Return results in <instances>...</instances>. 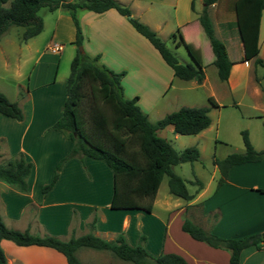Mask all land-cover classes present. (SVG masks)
I'll return each instance as SVG.
<instances>
[{"label": "crops", "instance_id": "0c3cea01", "mask_svg": "<svg viewBox=\"0 0 264 264\" xmlns=\"http://www.w3.org/2000/svg\"><path fill=\"white\" fill-rule=\"evenodd\" d=\"M118 1L128 2V0ZM159 2L173 6L175 17L173 31L178 29L188 54L193 55L200 63L203 46L200 40L196 43L190 41L186 30L190 26L198 29L200 24L196 16L203 5L202 0L198 3V7L193 2V8L190 7L191 0H159ZM214 5V3L210 4L207 9L213 6L211 8L213 12ZM78 8L82 9V7ZM88 11L91 10H82L79 19L81 17L89 22V24L86 23L88 33L92 26L96 37L95 42L100 45L108 43L111 46V50L115 53L113 60L116 59V62H119L117 59H133V56L140 55L137 51L140 48L138 44H142L149 53V44H145L144 40L132 32L130 24H127L128 22L125 24L121 14L115 9L108 8L102 12ZM75 15H77L76 10ZM56 16L59 19L61 12H58ZM229 19L230 15L226 11L223 14L220 13L218 20H215V24L220 29L218 31L222 34L229 35L231 32L236 34L235 29L228 23ZM121 24L125 32L130 35L131 43L128 38V41L124 39L123 34L121 39L116 32ZM151 27L156 31L161 26L159 21H155L151 23ZM51 36L55 37L54 31L51 32ZM236 37L235 46H239L240 49L236 59L229 56V50L225 45L231 65L227 78L223 82L229 91L238 87L243 89L245 82L242 81V70L249 65V61L253 63V58H242V43L237 34ZM178 38L176 35L173 40L175 44ZM81 40L88 42L89 35L86 40L85 38ZM56 45L57 48L54 47ZM48 46L47 42L43 43V47ZM60 46V43L50 46L51 53L44 52L42 49L37 51L35 63L38 65L42 57L44 59L55 57ZM99 48L93 45L89 47L86 43L84 52L90 56L99 52V59L103 60L101 59L103 53ZM99 59L96 60L97 63L100 62ZM33 69L34 65L27 77L29 87L24 90V95L18 98V101L21 100L18 104L22 110V119H14L0 113V160L20 152L31 162L25 191H20L12 184L0 180V217L6 226L20 230L28 229L35 234L50 233L62 239L88 230L104 239H112L120 232L129 244L137 243L139 235L143 234L142 245L148 253L174 252L181 255L187 264H227L229 252L227 249L208 245L188 235L180 228L183 216L191 218L205 230L221 237L246 235L264 229V192L258 190V188L264 189V172L251 169L255 165L263 164L264 157L257 161L230 166L226 172L225 181L217 186L215 179L218 176V170L217 176L214 177L213 172L217 167L213 164L214 168L208 178L199 179L201 186L189 199L170 193L166 185V176L163 175L165 178L161 177L158 187L164 182L165 193L158 196L157 187L149 211L141 208H110L108 203L112 193L111 170L102 160L87 155L64 159L57 170L55 181L45 192H42L41 185L49 181L56 162L70 149L71 140L64 130L51 126L61 112V105L65 98V77L57 78L56 69L51 73L49 67L46 68L47 71L44 67L42 69L40 67L38 71L43 70L42 74L31 83ZM125 76L126 73L120 80ZM252 80L257 86L256 92L260 91L258 76L254 74ZM189 81L191 85H203L206 77L204 74L201 82H195L193 79ZM125 90L122 84V93L128 97L129 93ZM208 96L214 98L212 93ZM214 100L218 103L216 98ZM91 165L94 166L95 172ZM195 186L189 192H193ZM93 215V226L89 228L88 222ZM0 246L5 262L9 264H66L64 255L49 246L18 245L6 238L0 239ZM237 264H264V247L256 248L253 245L243 247Z\"/></svg>", "mask_w": 264, "mask_h": 264}, {"label": "trees", "instance_id": "16d2710c", "mask_svg": "<svg viewBox=\"0 0 264 264\" xmlns=\"http://www.w3.org/2000/svg\"><path fill=\"white\" fill-rule=\"evenodd\" d=\"M0 0V35L11 25L22 27L19 39L24 41L38 33L42 27L41 17L37 14L39 7L52 10L57 7L68 11L74 23L73 43H81V31L77 23L75 10L78 7L93 12H102L108 8L115 9L126 16L133 28L144 36L156 49L166 63L172 75L182 79H193L201 82L204 77L202 65L191 55L192 61L181 62L168 49L163 40L146 23L130 15V9L118 0ZM219 0H202V7L197 13V20L206 36L213 54L212 63L217 77L225 81L231 61L228 58L224 42L213 31L208 6ZM264 0H228L229 25L232 26L242 43L243 59L253 58V63L262 66L264 61L257 56L258 25ZM193 8V1L190 2ZM180 33L178 29L169 34L173 39ZM176 44L183 42L182 37ZM97 55L90 56L78 51L70 59L69 72L65 78V98L61 105L60 115L51 124L53 128L62 129L71 140V147L56 162L48 182L41 185L45 192L55 181L57 170L64 159L71 156L87 155L102 160L111 170L112 193L108 203L110 208H141L149 211L152 199L163 175L166 176L167 189L173 195L189 199L201 186V181L194 178L195 189L189 192L185 180L174 172L172 165L182 161H192L198 157L195 145H186L179 150L162 136L156 129L170 124L174 133H196L206 127L210 118L208 105H180L164 113L154 122L147 119L146 113L137 105V95L126 97L122 93L120 77L123 70L113 71L96 62ZM210 105H217L208 96ZM0 113L14 119H22V110L17 102L8 99L0 91ZM243 150L226 153L222 157H213L218 176L216 186L225 181L228 168L234 164L257 161L264 157V148L255 149L245 130L240 131ZM31 169V162L18 152L0 162V180L12 184L20 191L27 189L26 177ZM263 191L264 189L258 188ZM94 215L88 222L93 226ZM180 228L192 238L206 244L227 249V264H237L240 250L248 245L264 247V229L246 235L221 237L205 230L188 217L182 218ZM10 239L18 245L36 244L56 249L64 255L66 264H83L78 259L75 249L87 246L96 249H107L117 257L129 260L133 264H187L185 259L174 252L148 253L142 245L144 235H139L135 244H129L122 233L112 239H104L88 230L79 235H69L62 239L50 233L35 234L28 229H16L6 226L0 217V239ZM0 264L5 256L0 246Z\"/></svg>", "mask_w": 264, "mask_h": 264}, {"label": "rangeland", "instance_id": "374dc122", "mask_svg": "<svg viewBox=\"0 0 264 264\" xmlns=\"http://www.w3.org/2000/svg\"><path fill=\"white\" fill-rule=\"evenodd\" d=\"M8 1L6 0L4 4L6 5ZM193 2L198 7L200 0H193ZM124 4L130 9L131 16L146 23L150 28H152L151 23L159 21L161 27L155 32L163 40L168 49L174 53L179 61H192V57L188 54L184 44L179 42L176 45L173 42L174 39L169 36L170 32L175 30L174 8L172 5L161 3L159 0H128ZM227 4L228 0H219L214 5L215 9L213 12H211L213 6H210L208 9L209 17L212 21L214 34L220 37V39H223V42L229 50V56L232 59H236L240 51L239 46H235L237 40L236 34L234 32H231L229 35L222 34V32L218 31L220 30L219 26L215 24V20H218L219 14L227 11ZM144 6L147 7L143 8ZM182 6L181 8H183ZM82 10L87 11V9L76 8V19L82 38L86 40L89 35V40L88 42L81 40L79 45L70 42L74 35V23L67 10L60 7L52 10L39 7L36 12L41 17L42 27L38 33L28 37L24 41L19 39V34L22 29L20 25L11 24L0 35V91L8 99L17 102V104L21 101H18V98L23 96L25 93L24 90L29 87L27 77L33 65L34 69L31 83L42 74L43 70L38 71L40 67L41 69L44 67L45 71L49 67V72L51 73L56 69L57 78L61 76L66 78L69 72L71 57L76 50L79 52L84 51L87 43L89 47L91 45L100 47L99 50L103 53L101 59L103 60L99 59V52L95 53L97 55L96 60L99 59L100 61L98 63L105 65L113 71L123 70L126 73L125 78L120 80L121 86L122 84L124 85L126 93H129L127 94L128 97L137 95L136 103L146 113L149 121L154 122L164 113L180 105L209 106L208 115L210 122L205 128L199 130V132L185 134L174 133L170 124L156 129V133L164 137L177 150L186 145H195L197 147L198 157L196 159L182 161L172 165L173 171L184 178L188 191L195 185L189 180L194 178L206 180L208 178L214 168V163L212 162L213 157H222L226 153L243 150L241 130L247 132L248 139L255 149L264 148V73L262 66L249 61V65L242 70V81L245 82V86L242 87V90L238 87V89L235 88L229 91L223 80L217 77L216 68L211 62L213 56L212 51L200 25H198L197 30L194 29V26H190L186 30V32L188 31L186 35L194 43L200 40L203 46L202 50L204 52H201L200 63L206 77L203 85H191L190 79H182L172 75L170 67L164 63L156 49L144 36L133 28L124 15H121L122 20L125 24L126 22L130 24L129 26L136 36L144 40L145 44H149L150 51L147 53L146 48L134 40L138 44L137 46H140L137 49L140 55L133 56V59H117L119 62H116V59L113 60L115 53L111 50L112 48L108 43H102L100 45L95 42L96 37L92 26H90V33L86 31V23L89 24V22L81 17L79 19ZM58 12H61L59 19L56 16ZM260 14V48L257 55L264 61V6ZM52 31H54L55 37L51 36ZM116 32L119 33L121 39V34H123L125 36L124 39L127 41L129 39V42H132L130 35L125 32L122 24ZM45 42L49 45L48 47H43V43ZM54 43L61 44L57 55L52 58L48 57V59L42 57L37 65L35 63L37 51L42 49L44 52L51 53L50 46ZM139 59L142 60L139 61ZM254 74L258 76L260 88H258L260 90L258 92H256L255 88L257 86L252 80ZM170 79L171 82H169ZM209 93L214 94V98L218 101L217 105L209 104ZM234 101L237 103L235 104ZM18 105L20 106V104ZM3 160H0V162ZM91 168L95 172L94 166L91 165ZM251 169H258V171L262 170L264 172V163L255 165ZM213 173L215 175L214 177H216V168ZM162 178H165V176ZM165 190L166 185L162 182L158 187L157 195L160 196L165 193ZM189 219L191 220V218ZM75 252L83 264H133L129 260L117 257L107 249L80 246L75 249Z\"/></svg>", "mask_w": 264, "mask_h": 264}, {"label": "built area", "instance_id": "2783aa9c", "mask_svg": "<svg viewBox=\"0 0 264 264\" xmlns=\"http://www.w3.org/2000/svg\"><path fill=\"white\" fill-rule=\"evenodd\" d=\"M55 48H57V45L56 46H54Z\"/></svg>", "mask_w": 264, "mask_h": 264}]
</instances>
